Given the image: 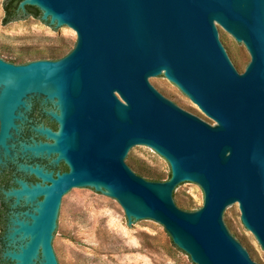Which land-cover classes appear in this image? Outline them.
<instances>
[{"label":"water","instance_id":"water-1","mask_svg":"<svg viewBox=\"0 0 264 264\" xmlns=\"http://www.w3.org/2000/svg\"><path fill=\"white\" fill-rule=\"evenodd\" d=\"M27 6L78 38L59 60L0 58V165L44 181L3 191L2 264H63L62 220L79 191L118 201L136 231L162 224L194 264H263L230 213L264 250V0H23L24 17ZM215 21L246 47L245 71ZM165 79L216 125L163 92ZM34 96L53 105L58 131L33 127L53 143L16 137ZM147 147L169 163L168 181L136 174ZM51 154L70 171L19 161ZM197 186L204 205L188 212L177 195Z\"/></svg>","mask_w":264,"mask_h":264},{"label":"rangeland","instance_id":"rangeland-1","mask_svg":"<svg viewBox=\"0 0 264 264\" xmlns=\"http://www.w3.org/2000/svg\"><path fill=\"white\" fill-rule=\"evenodd\" d=\"M4 2L0 0L1 59H20L24 64L43 58L61 59L75 48L78 37L74 30L58 33L56 23L51 26L41 16H22L5 25ZM223 32L228 47L245 71L251 60L249 52L244 45ZM156 85L163 92H171L189 111L216 125L176 85L167 79ZM134 167L149 181L166 182L171 177L169 163L149 147L137 151ZM177 199L185 210L195 212L203 207L205 195L200 186L189 187L182 188ZM233 221L237 222L264 264V250L245 228L239 208L230 213V223ZM62 225L59 259L63 264H194L185 252L173 244L162 224H139L136 231L120 203L113 199L79 191L67 201V216ZM2 233L0 218V235Z\"/></svg>","mask_w":264,"mask_h":264},{"label":"flooded vegetation","instance_id":"flooded-vegetation-1","mask_svg":"<svg viewBox=\"0 0 264 264\" xmlns=\"http://www.w3.org/2000/svg\"><path fill=\"white\" fill-rule=\"evenodd\" d=\"M215 26L218 30L219 38L222 41L224 38L222 30H225L216 21ZM228 35L230 36V38L234 39L232 35ZM30 102L31 110L26 113L28 120L21 123V126L19 128L20 134H16V137L19 138L20 141H29L30 139L34 138L38 141L53 143L52 139H49L46 136H42L33 130L34 126L42 125L44 128L51 129L53 132L58 131L59 124L50 115H48V112L53 107V105L50 102H45L43 97L38 96L32 97ZM19 161L21 163L33 165L34 167L39 166L45 172L52 173L54 178H57L58 175H63L70 171L67 162L61 157L59 160L57 154L44 155L41 157L26 156L24 159L20 158ZM17 167L18 166L16 164H13L12 162H8L6 166L0 165V206L4 211L3 219L5 221L3 234L5 232L8 213L10 210V204L6 201L7 199L5 198L3 191H8L13 188H19V185L16 182L17 179H23L29 184L44 182L34 174H31L29 172H19ZM46 184H49V182H46Z\"/></svg>","mask_w":264,"mask_h":264},{"label":"trees","instance_id":"trees-1","mask_svg":"<svg viewBox=\"0 0 264 264\" xmlns=\"http://www.w3.org/2000/svg\"><path fill=\"white\" fill-rule=\"evenodd\" d=\"M22 1L23 0H5V2H4V10H5L4 24L5 25H7L11 22L17 21L18 19H20L22 17V12H21V10H19V4ZM26 8H27V14H28L27 16H34L37 18H39L41 16V13L37 8L31 7V6H27ZM59 59L60 58H58V57L52 58L53 61L59 60ZM43 60H46V59L43 58ZM136 174H138L140 176L143 175V173H141V172H137ZM149 175L154 176L153 174H149ZM3 212L4 211H3L2 207L0 206V218H1V223L3 225V231H4L5 221L3 219ZM2 234L0 235V238L2 237ZM244 248L248 249L247 246H244ZM0 264H2L1 249H0Z\"/></svg>","mask_w":264,"mask_h":264}]
</instances>
